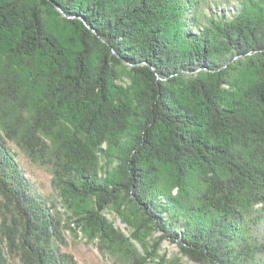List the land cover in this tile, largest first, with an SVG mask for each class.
<instances>
[{
    "label": "trees",
    "instance_id": "obj_1",
    "mask_svg": "<svg viewBox=\"0 0 264 264\" xmlns=\"http://www.w3.org/2000/svg\"><path fill=\"white\" fill-rule=\"evenodd\" d=\"M65 231L264 264V0H0V264H81Z\"/></svg>",
    "mask_w": 264,
    "mask_h": 264
},
{
    "label": "rangeland",
    "instance_id": "obj_2",
    "mask_svg": "<svg viewBox=\"0 0 264 264\" xmlns=\"http://www.w3.org/2000/svg\"><path fill=\"white\" fill-rule=\"evenodd\" d=\"M122 77L123 79L120 82L125 84L127 82L125 76ZM14 150L17 153V159L25 170V175L33 182L36 189L50 201L57 202L58 195L51 186V174L48 169L28 160L16 147H14ZM104 215L126 234L131 232L129 225L113 209H107ZM65 236L68 242V252L72 253L81 264H116L111 256L102 254L93 242H89L84 238H76L69 231H65ZM156 243L157 234L152 233L147 238V246L150 250L153 249V246L157 247L155 261L160 264H200L182 255L174 243L165 240ZM135 244L138 248H141L139 243L135 242Z\"/></svg>",
    "mask_w": 264,
    "mask_h": 264
}]
</instances>
